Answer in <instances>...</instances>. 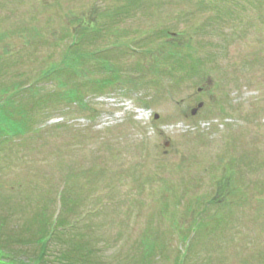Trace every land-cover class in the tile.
Returning <instances> with one entry per match:
<instances>
[{"label":"rangeland","instance_id":"1","mask_svg":"<svg viewBox=\"0 0 264 264\" xmlns=\"http://www.w3.org/2000/svg\"><path fill=\"white\" fill-rule=\"evenodd\" d=\"M127 1L0 0V94L19 82L15 105L32 117L0 138L1 219L27 239L42 206L56 219L61 195L75 200L72 229L39 264H174L179 251L183 264H264V0H134L114 22L102 12ZM74 49L79 75L48 78ZM102 49L107 68L92 54ZM191 57L204 61L194 79ZM119 74L133 86H98ZM77 82L82 102L63 97ZM31 243L18 255L32 263Z\"/></svg>","mask_w":264,"mask_h":264},{"label":"trees","instance_id":"2","mask_svg":"<svg viewBox=\"0 0 264 264\" xmlns=\"http://www.w3.org/2000/svg\"><path fill=\"white\" fill-rule=\"evenodd\" d=\"M134 0H128V4L123 7H115L111 12H108V14L112 17H117L118 15H121L122 12L126 11L128 9L127 6H130ZM127 7V8H125ZM133 9V8H132ZM164 32V31H163ZM165 34V33H164ZM76 50L73 51L68 55L69 58L66 59L64 62L67 67L63 65L50 67L48 69L49 77H51V74L54 75L56 78H59V83L62 85H67L68 82L63 80L62 74H65L66 72H69L70 74L76 73L79 75V66H82V60L84 58V52L82 53H74ZM105 57L107 56H101L102 61L100 63L104 67H108V61L105 60ZM201 66V60L198 59L194 63H192L191 68L192 70H197L198 67ZM154 67V68H153ZM73 69L72 71H69L70 69ZM153 70L161 71L157 66H152ZM150 70V68L148 69ZM54 77V78H55ZM53 79V78H50ZM122 79L121 74L116 76L108 75V77H105L102 79L103 81L97 79V83H99V87L102 88L104 85H108L110 83H115L116 81H120ZM131 79H127V83H131ZM78 83V82H77ZM125 83V82H124ZM125 83V84H127ZM133 85H129L128 87H131ZM14 88V90L12 89ZM38 85L34 82L33 84H30L29 90H33L37 88ZM126 87V88H128ZM2 94H0V138L2 134L9 133L11 136L16 135H22L26 131L30 129L31 125V119L32 117L29 115V112H27L25 107L17 106L16 107V100H18V95L21 94V89L19 86V82L12 83L10 86H5L1 88ZM38 90H34V93L36 94ZM81 92V83L74 84L72 87L63 92V97L66 99H69L70 101L74 102H82V96L83 94ZM5 95V96H4ZM64 203L66 207L69 210H73V205H75V201L72 199H69L68 197L63 196ZM70 222L66 219V216L61 214L59 217L54 220L52 219V215L48 212V209L44 206L37 211L36 215L29 221L28 228L25 229V231L30 230L34 225H36V228L31 233V236L27 239L24 237L26 234H24V230L22 231H15L14 229H8L7 220L1 219L0 217V264H39L41 261H43L45 252L48 249V242H52V240L55 238L56 235L66 234L67 230H65ZM207 222L205 220H201L197 225L198 226H204ZM72 229V228H71ZM34 234L36 236H34ZM72 240V239H70ZM68 240L67 242L69 243ZM36 241L39 243L40 246V252L38 254L37 259L33 258L32 263L28 261V259H24L18 255V253L24 256L28 257L27 252L23 248L24 246L27 247V245L32 244L31 242ZM75 241V240H74ZM145 241V242H144ZM143 241L144 251L143 255L141 256V262H147L151 261V256L155 251L156 243L154 241H151V239H145ZM73 242V240L70 242V244ZM77 245L75 248H73V251L79 249L82 250V242L75 241L74 246ZM67 246L71 247L72 245L67 244ZM72 254V253H71ZM71 254H68V258L72 259ZM84 256V255H83ZM181 257V254H179ZM180 257H178V261L175 264H179ZM83 259V258H81ZM69 264H82L81 261L75 263V262H69Z\"/></svg>","mask_w":264,"mask_h":264}]
</instances>
